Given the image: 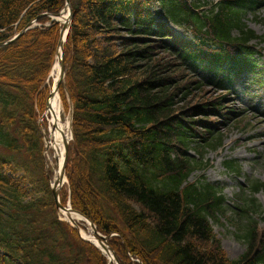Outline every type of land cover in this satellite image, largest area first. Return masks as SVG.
Returning <instances> with one entry per match:
<instances>
[{"label":"trees","instance_id":"trees-1","mask_svg":"<svg viewBox=\"0 0 264 264\" xmlns=\"http://www.w3.org/2000/svg\"><path fill=\"white\" fill-rule=\"evenodd\" d=\"M71 3L61 95L66 110L70 99L74 105L67 161L73 208L109 236L122 264H264V228L254 218L263 212L255 194L264 182L251 180L232 211L247 248L230 258L211 221L231 205L215 183L190 180L222 143L214 130L223 121L212 115L235 114L228 85L259 66L253 40L264 35L243 18L260 1ZM65 5L0 0V40L19 21V30L35 18L41 23L0 48V264H108L60 218L45 170L38 118L60 39L49 14ZM207 85L227 92L207 97ZM226 165L240 173L236 159ZM69 190L61 192L63 203Z\"/></svg>","mask_w":264,"mask_h":264},{"label":"rangeland","instance_id":"rangeland-1","mask_svg":"<svg viewBox=\"0 0 264 264\" xmlns=\"http://www.w3.org/2000/svg\"><path fill=\"white\" fill-rule=\"evenodd\" d=\"M216 1V0H211ZM249 16V15H248ZM250 27L255 29L258 33H264V7L258 13L257 17L250 15L247 19ZM177 32L179 29L175 27ZM264 60V58L262 59ZM236 89L239 91V97L231 103L238 108H244L243 121L239 123L230 122L224 130L225 141L224 146L218 151L211 150L207 153V159L210 166L205 172H196L192 176V180L198 179L202 174L210 181L219 182L225 187V194L231 201L241 193V183L244 184L246 176L235 177L228 174L223 166V160L226 157H235L243 165L244 173L252 178H258L264 181V87H259L254 83H245L244 85L237 84ZM220 91L212 87H208V96H217ZM211 95V96H210ZM236 94H233L235 97ZM201 97V96H200ZM192 102H197L192 100ZM62 120L66 123L70 121V116L64 111L61 103ZM69 132V131H68ZM47 143L46 151L47 154ZM193 153V152H192ZM46 162L51 172L52 181L56 176V162H51L46 155ZM64 183L62 190L67 189ZM259 201L262 203L264 210V190L257 194ZM230 213H228V217ZM227 216L220 219L219 222H213L214 230L221 239L222 246L231 258L240 256L246 248L245 241L238 237L240 230L235 224L229 220ZM260 227L264 228V212L262 217H258ZM88 228L86 232H88Z\"/></svg>","mask_w":264,"mask_h":264},{"label":"bare ground","instance_id":"bare-ground-1","mask_svg":"<svg viewBox=\"0 0 264 264\" xmlns=\"http://www.w3.org/2000/svg\"><path fill=\"white\" fill-rule=\"evenodd\" d=\"M67 15L66 16H62L61 20L63 23L67 22ZM60 73H61V67H60V63H59V58L56 61L54 67H53V71H52V78H53V90L55 88V85H57L56 83L59 81L60 79ZM50 109H49V113H50V118H51V122L52 125L54 123L55 126H52V137L48 142V159L51 162H55V158L58 160L57 161V171H56V180H59L61 178L62 175V166H63V162H64V158H65V154H66V150H65V141H67V139H70V123L69 122H64L62 120V116H61V103H60V97H59V93L58 91L54 90V97L51 98L50 100ZM69 131V132H68ZM64 181H65V177H64ZM62 215L64 218L72 221V222H76V223H82L84 221V218L77 214V213H73L70 212L68 210H63L62 211ZM83 235L85 237H90L95 243L99 244L101 247L102 244L100 243V241L97 239V237L93 234V230L89 229L88 232L83 230ZM109 257L112 261V263L116 264L115 258L113 253L109 252Z\"/></svg>","mask_w":264,"mask_h":264},{"label":"water","instance_id":"water-1","mask_svg":"<svg viewBox=\"0 0 264 264\" xmlns=\"http://www.w3.org/2000/svg\"><path fill=\"white\" fill-rule=\"evenodd\" d=\"M69 9L70 11V15H69V19H68V22L64 24L62 30H61V37H60V41H59V46H58V52H57V56L59 57V60H60V65H61V81L58 85L57 88L60 87V84L64 81V76H65V55H64V36H65V33L67 31L68 28H70V25H71V21H72V5H71V0H67V5L65 7V10ZM64 10V11H65ZM57 16H61V14L57 15ZM32 25V23H29L28 27H30ZM23 32V31H22ZM21 32V33H22ZM20 33V34H21ZM19 34V35H20ZM7 42H0V47L4 46ZM9 43V42H8ZM54 95V93H51L50 96H49V99H48V107L50 106L49 102H50V98ZM68 149H69V143L66 142V157H65V161H64V166H63V171H62V176H61V181H62V177H64V174H65V171H66V163H67V159H68ZM61 181H58L56 183V186L53 187V193H54V198H55V201L57 203V206L59 209H66L68 210V208H70V210H73L72 207H66L64 206L62 203H61V200H60V187H59V184L61 183ZM75 211V210H73ZM81 214V213H80ZM83 215V214H82ZM84 216V215H83ZM86 217V216H84ZM87 218V217H86ZM92 227L95 229V231L98 233V230L95 226L94 223H92ZM100 238H103V239H106V237H104L103 235H100ZM100 242L103 243V241L100 239ZM108 250V249H107ZM110 250H112L114 252V250L111 248ZM115 254V252H114ZM116 256V254H115ZM116 259L118 260L119 262V259L118 257L116 256Z\"/></svg>","mask_w":264,"mask_h":264}]
</instances>
